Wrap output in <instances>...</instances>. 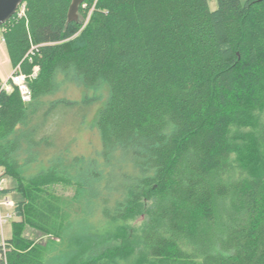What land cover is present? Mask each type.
<instances>
[{
  "label": "trees",
  "instance_id": "1",
  "mask_svg": "<svg viewBox=\"0 0 264 264\" xmlns=\"http://www.w3.org/2000/svg\"><path fill=\"white\" fill-rule=\"evenodd\" d=\"M71 2L23 0L1 26L13 67L39 70L29 101L0 90L21 195L0 264H264V0H84L68 21ZM73 82L95 92L56 96ZM103 87L85 157L52 120Z\"/></svg>",
  "mask_w": 264,
  "mask_h": 264
},
{
  "label": "rangeland",
  "instance_id": "2",
  "mask_svg": "<svg viewBox=\"0 0 264 264\" xmlns=\"http://www.w3.org/2000/svg\"><path fill=\"white\" fill-rule=\"evenodd\" d=\"M208 3L210 8L213 10L218 7L217 0H208ZM35 68H37L35 69V71L37 72L39 70V67L36 66ZM13 69L14 67L10 61L7 47L3 39V31L0 27V90H2L3 83L9 78ZM65 91L70 97L78 100H81L86 94H93L95 92L91 88H86L83 84H77L73 82L68 85L66 90H60L58 94H56V96L65 94ZM101 94L102 98L98 101L94 108L88 110L87 114L84 117H82V113H85L87 106L86 108L84 107V112L76 107L67 109L64 114L57 116L58 118H56V121L52 120L53 123L51 122V128H55L57 130V142L69 143L73 152L75 151V153L84 155L85 157H94L100 153L102 141L94 119L95 111L97 113V106L98 108L101 107L103 105L104 99L107 96V90L105 87L102 88ZM3 172V168L0 167V173ZM0 182L3 187L9 189L14 188V186L16 185V181L14 180V178L4 173L0 177ZM8 197L14 202L21 199V195L16 191L10 192L8 194ZM18 220H20V217L16 216L14 221ZM142 220L143 218L136 217L132 219V223L138 226L141 224ZM14 221H10L4 224L3 233L0 228L1 239L10 238L13 235ZM23 236L28 237L33 241L42 243L46 242V240L51 237L50 235L43 234L41 231L33 228L28 224H26L24 227ZM106 244H100L99 246L94 247L92 251L100 250Z\"/></svg>",
  "mask_w": 264,
  "mask_h": 264
},
{
  "label": "built area",
  "instance_id": "3",
  "mask_svg": "<svg viewBox=\"0 0 264 264\" xmlns=\"http://www.w3.org/2000/svg\"><path fill=\"white\" fill-rule=\"evenodd\" d=\"M36 67V66H35ZM34 71L31 75H27L24 72H22L20 65H17L14 67L11 75L9 78L3 83L2 89L5 91H11L14 87H17L20 91L21 97L24 101H29L31 99V89L29 86V79L34 76L37 72ZM3 173H0V177ZM10 192L8 191V188L3 187V185L0 182V228L3 233V226L4 224L14 221L16 217L15 213V207L17 201H12L9 199L8 194ZM5 238L1 239V244L5 247L6 245Z\"/></svg>",
  "mask_w": 264,
  "mask_h": 264
},
{
  "label": "water",
  "instance_id": "4",
  "mask_svg": "<svg viewBox=\"0 0 264 264\" xmlns=\"http://www.w3.org/2000/svg\"><path fill=\"white\" fill-rule=\"evenodd\" d=\"M84 0H72L69 12L68 21L78 19V11ZM23 0H0V27L8 21L17 11Z\"/></svg>",
  "mask_w": 264,
  "mask_h": 264
}]
</instances>
